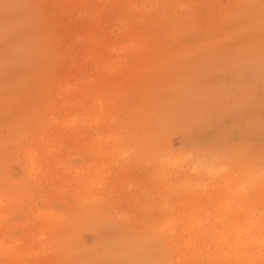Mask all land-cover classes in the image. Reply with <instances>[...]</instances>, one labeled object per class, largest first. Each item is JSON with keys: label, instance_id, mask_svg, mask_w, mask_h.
<instances>
[{"label": "rangeland", "instance_id": "374dc122", "mask_svg": "<svg viewBox=\"0 0 264 264\" xmlns=\"http://www.w3.org/2000/svg\"><path fill=\"white\" fill-rule=\"evenodd\" d=\"M0 264H264V0H0Z\"/></svg>", "mask_w": 264, "mask_h": 264}, {"label": "bare ground", "instance_id": "6f19581e", "mask_svg": "<svg viewBox=\"0 0 264 264\" xmlns=\"http://www.w3.org/2000/svg\"><path fill=\"white\" fill-rule=\"evenodd\" d=\"M32 171V169H30V172ZM32 174V173H31Z\"/></svg>", "mask_w": 264, "mask_h": 264}]
</instances>
